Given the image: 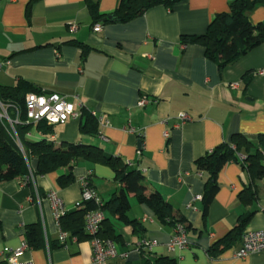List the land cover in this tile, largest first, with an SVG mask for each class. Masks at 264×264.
Instances as JSON below:
<instances>
[{
  "label": "crops",
  "instance_id": "1",
  "mask_svg": "<svg viewBox=\"0 0 264 264\" xmlns=\"http://www.w3.org/2000/svg\"><path fill=\"white\" fill-rule=\"evenodd\" d=\"M30 1L0 0V85L11 87L24 80L48 93L67 96L76 110L96 118L98 134L82 135L78 119L55 126L52 135L36 133L27 140L47 139L55 146L93 145L121 158L144 174L150 192H160L193 227L187 230L188 247L171 251L168 245L176 229L161 224L131 196L129 218L140 226L106 215L120 237V256L109 264H140L148 254L135 249L143 238L158 243L151 255L171 257L177 264H264V253L234 257L241 236H233L230 247L217 258L208 254L247 213L252 216L245 231L264 230V175L257 177L242 166L245 152L239 155V163H228L218 175L220 191L206 217L203 201L194 202L203 196L207 179L197 172V159L224 143L231 144L236 134L255 145L254 154L264 136V44L221 70L206 57L203 46L182 43L184 36L204 34L215 15L229 11L232 0H184L172 9L159 5L128 23L99 22V33L93 32L96 22L88 0H39L28 20ZM91 1L102 15L112 14L118 6V0ZM248 20L252 25L264 23V7L251 12ZM78 44L89 52L83 54ZM248 73L254 75L246 84ZM142 98L148 102L139 107ZM181 113L191 121L180 125ZM260 156L264 164V151ZM30 169L36 172L34 157ZM67 172L35 176L29 183L25 177L0 183L2 264V253L21 247L26 228L32 225L40 227L41 237L21 261L94 264L89 238L68 233L66 242H60L61 225L47 195L56 191L67 212H73L81 199L80 179L90 174L91 186L104 203L120 185L114 171L99 163L79 160L73 169L75 182L62 187L59 177Z\"/></svg>",
  "mask_w": 264,
  "mask_h": 264
},
{
  "label": "trees",
  "instance_id": "2",
  "mask_svg": "<svg viewBox=\"0 0 264 264\" xmlns=\"http://www.w3.org/2000/svg\"><path fill=\"white\" fill-rule=\"evenodd\" d=\"M37 1L39 0H31L27 6L28 20L31 18L32 6ZM182 1L184 0H118L116 10L110 15L100 14L98 5L91 0H88L87 3L96 24L99 22L122 24L143 16L155 6L163 5L172 9ZM259 7H264V0H232L229 3V11L215 15L204 34L184 36L182 43L203 46L206 57L217 63L223 70L264 44V23L252 25L248 20V15ZM99 24L102 25V23ZM78 46L82 48L83 54L89 52L85 45L78 44ZM253 75V73L245 75L246 84L251 82ZM30 93L53 94L24 80H18L16 85L11 87L0 85V104L6 110L9 120L14 124V130L21 145L17 143L10 122L0 117V183L26 177L30 172L31 157L37 160L34 176H46L61 169H68L67 173L59 177V184L62 187L75 182L73 169L74 164L79 160L99 163L114 171L115 180L120 185L119 189L113 192L107 202L104 203L102 200L100 207L94 202H88L82 209L67 212L60 219L63 231L71 236H77L79 239L89 238L85 233L86 214L89 211L100 209L105 214V220L102 223L99 236L117 244L120 237L115 234L114 226L110 219L106 218V215L126 225L140 226L136 220L129 218L132 207L131 196H134L139 203L146 205L161 224L173 226L175 229L178 226H183L186 231L193 228L180 210L166 201L160 192L149 191L146 178L141 171L132 169L121 158L109 155L93 145L62 143L60 146H55L47 139L36 142L27 140L28 135L39 133L49 136L55 133V125L46 122L37 124L28 122L25 101L26 96ZM79 120L82 135L96 136L98 134L97 120L90 113L83 111ZM254 147L255 145L246 137L236 134L233 136L231 144L224 143L195 161L197 172L207 175L202 196L204 217L207 216L211 203L220 191L218 175L228 163H239V155H242L243 152L247 154V158L242 166L257 177L264 175V164L260 156V152L264 151V136L259 140L256 152L251 154ZM242 198L244 197L241 196L240 199ZM251 216L252 213H247L240 218L238 226L225 239L210 248L209 256L217 258L219 254L230 247L234 240L233 236L235 239L239 236L242 237ZM40 237L41 229L38 225L26 228L25 241L28 246H37ZM140 253H148L140 264H177L176 260L171 257H155L145 251Z\"/></svg>",
  "mask_w": 264,
  "mask_h": 264
},
{
  "label": "built area",
  "instance_id": "3",
  "mask_svg": "<svg viewBox=\"0 0 264 264\" xmlns=\"http://www.w3.org/2000/svg\"><path fill=\"white\" fill-rule=\"evenodd\" d=\"M72 30H76V26L71 27ZM102 30L101 24H96L93 27L94 33H99ZM78 100V97H74ZM147 100L142 98L138 106L144 107L147 104ZM26 111L29 123H40L46 122L50 125H64L70 121L78 120L82 113L76 110L75 104L67 96H62L59 94H34L30 93L26 96ZM83 104L79 101V108H83ZM0 117L8 120L13 129L14 135L16 137L17 143L20 142L17 138L16 132L14 130V124L9 120L4 107L0 104ZM179 124L190 122L191 118L186 113H181L178 117ZM18 123V121H16ZM178 127V126H177ZM130 131H134L131 129ZM165 137L169 138V133L165 132ZM21 146V145H20ZM23 151V150H22ZM29 174L25 177V183L34 181V172L30 169ZM89 177L91 175L79 180L81 187V199L75 204V209H82L88 202H94L95 205L100 207L102 205V199L95 191V189L90 185ZM47 199L51 203L55 218L58 222L67 213V208L65 203L60 199L56 191H51L47 195ZM202 197H196L194 202L201 201ZM105 220V214L100 209L89 211L85 217V233L89 236L92 245V261L94 264H109L111 261L115 260L120 256L117 244L112 240L102 239L99 236L100 230L102 228V223ZM176 234L174 238L170 241L168 247L171 251L176 249L182 250L186 249L189 245V240L186 236L187 231L183 226L176 227ZM68 238V233L63 231L60 227L59 229V240L61 243H65ZM158 245L157 242L148 240L146 238L141 239L136 245V251L149 252ZM29 248L26 242L22 243L21 247L17 249H6L2 253L4 257L5 264H35L32 260L21 261L20 258L23 253ZM253 253H264V230L255 231H245L242 236V243L240 249L235 253L234 257L237 259H245ZM127 257V255H124ZM0 264H2L0 262ZM214 264H218L214 262Z\"/></svg>",
  "mask_w": 264,
  "mask_h": 264
},
{
  "label": "water",
  "instance_id": "4",
  "mask_svg": "<svg viewBox=\"0 0 264 264\" xmlns=\"http://www.w3.org/2000/svg\"><path fill=\"white\" fill-rule=\"evenodd\" d=\"M111 18V17H110Z\"/></svg>",
  "mask_w": 264,
  "mask_h": 264
}]
</instances>
